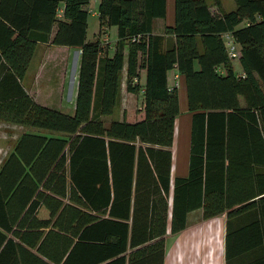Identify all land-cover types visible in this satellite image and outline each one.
I'll return each mask as SVG.
<instances>
[{"label":"trees","instance_id":"1","mask_svg":"<svg viewBox=\"0 0 264 264\" xmlns=\"http://www.w3.org/2000/svg\"><path fill=\"white\" fill-rule=\"evenodd\" d=\"M89 2L0 0V122L25 128L0 163V264H163L168 226L183 229L197 209L225 215L224 264H264V0L227 11L171 0L170 22L168 0H99V35L117 28L112 52L87 40ZM38 42L80 49L72 113L22 84ZM124 69L143 117L106 122ZM171 70L190 114L187 174L173 179Z\"/></svg>","mask_w":264,"mask_h":264},{"label":"crops","instance_id":"2","mask_svg":"<svg viewBox=\"0 0 264 264\" xmlns=\"http://www.w3.org/2000/svg\"><path fill=\"white\" fill-rule=\"evenodd\" d=\"M92 4H99V0H90L88 6H91ZM171 7V0H168V11L166 14V16H168L166 17L167 21L171 20L172 17ZM155 24L153 25L154 33L162 34L163 25L159 32H155ZM110 28L116 27H106L103 32L104 35L107 34V30L109 31ZM55 30L56 26L54 25L51 36ZM104 35H99L98 29L97 36L93 38V40H89L88 38L87 40L94 41L99 39L101 42L111 43L109 38H106ZM115 36L116 37L113 39L114 44L117 39V29H115ZM110 50V52L114 50V45L110 44ZM53 53L54 56L56 55L55 57H57L58 61H53L52 57L49 56ZM70 56H72L74 59L71 68L73 69V65L75 64L77 68L76 71L73 72L72 70L70 73L67 72V70V73L58 72L62 66L64 70L68 69L67 61L70 59ZM35 58L37 59L35 60L36 68L33 70L32 62ZM44 60H47L45 65L42 64V61ZM39 61H41L40 64ZM79 61V48L53 45L50 42H38L31 58L29 67L22 80V84L27 93L36 102L50 108L60 110L63 107L62 104H65L66 102L65 99L71 87L73 93L75 94V103ZM41 64L43 65L42 67ZM170 72H172L173 78H175V80L170 79ZM170 72L168 73V83L170 85L175 83L174 85H177L179 88L180 110L182 111L184 108L187 110L184 83L183 81H181L182 83L180 82L177 71L171 70ZM236 72L239 73L240 69H238ZM140 75L139 82L144 83L143 76L145 75V72L140 73ZM124 80L125 75L122 74V82H124ZM139 96L141 98L140 102L142 104L143 97L141 93ZM71 101L72 99L70 102ZM118 104H121V101ZM180 116L181 113L176 118L172 144V179L175 176H185L187 174L190 114L186 111V119H180ZM178 123L179 126L183 128L184 134H186L184 140L179 139V133H177L176 129ZM225 221L226 218L224 214H219L205 219L203 218L202 210L197 209L188 213L186 218V226L183 229L173 233L170 231L168 226L165 234L163 264H224Z\"/></svg>","mask_w":264,"mask_h":264},{"label":"rangeland","instance_id":"3","mask_svg":"<svg viewBox=\"0 0 264 264\" xmlns=\"http://www.w3.org/2000/svg\"><path fill=\"white\" fill-rule=\"evenodd\" d=\"M211 6H212V0H206ZM220 5L222 7V9H224L225 11L227 10H231L234 8V2L233 0H219ZM98 4L96 5H91L88 6L89 9V15H88V25H87V38L90 40H93V38H95L97 36V31L99 29V19H98V8H97ZM213 7V6H212ZM211 7V8H212ZM61 14V13H59ZM158 20V19H157ZM155 19L154 21V29L155 32H159L161 30V27L163 25V23H165V19L164 20H158L157 21ZM110 27H115V26H110ZM115 29L117 28H110V30H107V34L104 35V33H102L106 38H109V40L111 41L112 45H115L113 42V39L116 37L115 36ZM50 47V46H48ZM47 47V48H48ZM58 54V53H57ZM49 56L52 57L53 61H58L57 57L54 56L53 54H50ZM48 56V58H49ZM35 60H37L36 58L33 60L32 62V69L34 70L36 68V63ZM73 58L72 56H70V59L67 61L68 63V69H63V66L60 67V69L58 70V72H69L70 71L73 72L76 71V65H73V69L72 67V63H73ZM41 61H39L40 64ZM47 62V60L42 61V64L45 65V63ZM41 64V67L43 66ZM233 65V69L234 71H238L239 69V65L237 61H233L232 62ZM67 70V72H66ZM144 72L143 70L140 71V73ZM123 74L125 75V69L123 71ZM170 79L171 80H175V78H173V74L172 72H170ZM141 76V75H140ZM28 79V78H26ZM145 81V75L143 76V82ZM178 82V81H177ZM141 83V82H140ZM143 84V83H141ZM175 83H173L172 85H174ZM121 89L122 92H120V101L121 104H118L115 109L114 112L111 116L109 117H104V119L106 120V122H109L110 119H125L127 121L133 122L136 120H139L143 117L142 114V104L140 102L141 98L139 95L136 94H130L127 93L126 88H125V80L124 82H121ZM72 91V87L69 90V93L67 94V97L65 99V104H62V109H60L61 111L65 112V113H72L74 110V96L75 94ZM72 99V101L70 102V100ZM141 113V114H140ZM186 109H182L181 111V116L180 119H186ZM24 127L18 126V125H14L12 123H7V122H0V163L3 160V158L6 156V154L9 152V150L11 149V147L13 146L14 142L16 141L17 137L24 131ZM177 133H179V139L184 140L185 139V135L183 128H181L179 126V123L177 125Z\"/></svg>","mask_w":264,"mask_h":264},{"label":"built area","instance_id":"4","mask_svg":"<svg viewBox=\"0 0 264 264\" xmlns=\"http://www.w3.org/2000/svg\"><path fill=\"white\" fill-rule=\"evenodd\" d=\"M140 35L132 37V41L138 40ZM222 41L226 48L227 58L230 62L237 61L239 56V48L236 42L233 40L232 36L229 33L222 34Z\"/></svg>","mask_w":264,"mask_h":264}]
</instances>
